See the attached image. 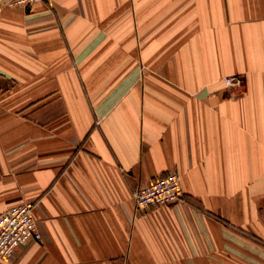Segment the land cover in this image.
Here are the masks:
<instances>
[{"label":"crops","instance_id":"obj_1","mask_svg":"<svg viewBox=\"0 0 264 264\" xmlns=\"http://www.w3.org/2000/svg\"><path fill=\"white\" fill-rule=\"evenodd\" d=\"M167 172L183 199L138 210ZM24 201L41 238L0 264H264V0L0 2V213Z\"/></svg>","mask_w":264,"mask_h":264},{"label":"built area","instance_id":"obj_2","mask_svg":"<svg viewBox=\"0 0 264 264\" xmlns=\"http://www.w3.org/2000/svg\"><path fill=\"white\" fill-rule=\"evenodd\" d=\"M48 0H0L6 5H22L30 8L35 3ZM227 85H239L238 75L224 77ZM132 197L138 210L159 206L183 199L179 176L167 172L151 178L147 183L136 186ZM33 203L24 201L11 205L0 213V258L10 261L17 249L40 240V231L33 216Z\"/></svg>","mask_w":264,"mask_h":264}]
</instances>
